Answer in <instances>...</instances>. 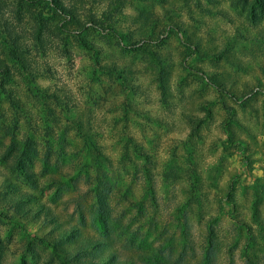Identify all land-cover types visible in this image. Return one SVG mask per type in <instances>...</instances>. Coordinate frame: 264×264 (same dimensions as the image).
<instances>
[{
	"label": "rangeland",
	"instance_id": "obj_1",
	"mask_svg": "<svg viewBox=\"0 0 264 264\" xmlns=\"http://www.w3.org/2000/svg\"><path fill=\"white\" fill-rule=\"evenodd\" d=\"M73 226L264 264V0H0V264Z\"/></svg>",
	"mask_w": 264,
	"mask_h": 264
},
{
	"label": "trees",
	"instance_id": "obj_2",
	"mask_svg": "<svg viewBox=\"0 0 264 264\" xmlns=\"http://www.w3.org/2000/svg\"><path fill=\"white\" fill-rule=\"evenodd\" d=\"M24 145L20 150L22 152L31 147L28 142ZM23 173L28 179H31L27 171ZM15 198L12 205L17 209L21 208L20 211H23V204L29 201L30 196L21 193L16 195ZM45 243H47V246H52L61 255L64 264H133L122 259L119 251L109 239L108 232L103 235L85 237L76 226H73L69 230L55 234L53 240L47 238V241H44L43 239V244Z\"/></svg>",
	"mask_w": 264,
	"mask_h": 264
}]
</instances>
